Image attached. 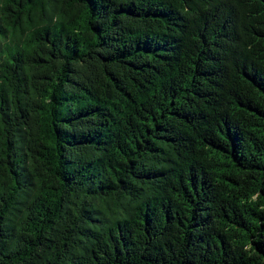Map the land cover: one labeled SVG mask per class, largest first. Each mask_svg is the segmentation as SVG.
<instances>
[{
  "label": "trees",
  "instance_id": "trees-1",
  "mask_svg": "<svg viewBox=\"0 0 264 264\" xmlns=\"http://www.w3.org/2000/svg\"><path fill=\"white\" fill-rule=\"evenodd\" d=\"M0 264H264V0H0Z\"/></svg>",
  "mask_w": 264,
  "mask_h": 264
}]
</instances>
